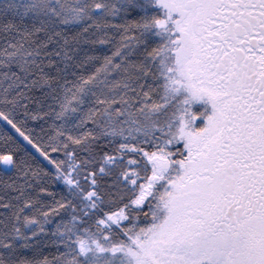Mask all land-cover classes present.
I'll return each mask as SVG.
<instances>
[{"label":"snow or ice","instance_id":"1","mask_svg":"<svg viewBox=\"0 0 264 264\" xmlns=\"http://www.w3.org/2000/svg\"><path fill=\"white\" fill-rule=\"evenodd\" d=\"M0 264H264V0H0Z\"/></svg>","mask_w":264,"mask_h":264}]
</instances>
